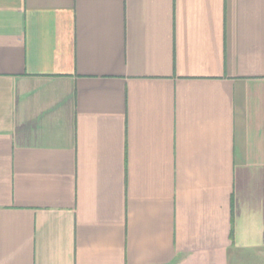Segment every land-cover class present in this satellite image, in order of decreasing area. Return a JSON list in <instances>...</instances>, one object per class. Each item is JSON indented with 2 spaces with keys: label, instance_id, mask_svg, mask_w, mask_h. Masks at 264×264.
<instances>
[{
  "label": "crops",
  "instance_id": "1",
  "mask_svg": "<svg viewBox=\"0 0 264 264\" xmlns=\"http://www.w3.org/2000/svg\"><path fill=\"white\" fill-rule=\"evenodd\" d=\"M241 255H264V0H0V264Z\"/></svg>",
  "mask_w": 264,
  "mask_h": 264
},
{
  "label": "rangeland",
  "instance_id": "2",
  "mask_svg": "<svg viewBox=\"0 0 264 264\" xmlns=\"http://www.w3.org/2000/svg\"><path fill=\"white\" fill-rule=\"evenodd\" d=\"M231 264H264V255H241L236 263L232 262Z\"/></svg>",
  "mask_w": 264,
  "mask_h": 264
}]
</instances>
